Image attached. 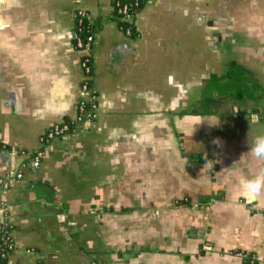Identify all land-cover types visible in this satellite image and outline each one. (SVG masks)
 Here are the masks:
<instances>
[{"label":"crops","instance_id":"0c3cea01","mask_svg":"<svg viewBox=\"0 0 264 264\" xmlns=\"http://www.w3.org/2000/svg\"><path fill=\"white\" fill-rule=\"evenodd\" d=\"M139 1L131 35L114 0H0V179L23 173L0 187L4 264H264V194L242 188L264 168V0ZM78 10L97 117L43 142L88 96Z\"/></svg>","mask_w":264,"mask_h":264},{"label":"built area","instance_id":"2783aa9c","mask_svg":"<svg viewBox=\"0 0 264 264\" xmlns=\"http://www.w3.org/2000/svg\"><path fill=\"white\" fill-rule=\"evenodd\" d=\"M138 6L139 2L134 1L131 3H117V10L122 15L121 19L135 21V18L138 13H130L129 10L132 6ZM76 31L73 34L74 43L76 48L85 51V54L82 58L83 65V80L81 88L85 91L88 96L83 98L77 105V117L74 120L64 121L61 123L54 124L49 130L45 132L42 136V141H51L60 137H68L72 136L78 132L88 130L91 127V124L97 117V98L95 92L92 87L93 81V65H92V49L96 40V33L94 30L93 23L89 19V15L85 10H78L76 15ZM128 34L131 33L130 28L125 30ZM83 33H86V37L84 38ZM41 162V153L33 156V163L35 166H38ZM23 173L21 171H17L3 177L0 179V187L6 189L10 186V184L16 179L22 178ZM264 214V211H263ZM7 226H11L8 219L0 220V247L5 249L8 247L10 252L14 248V242L11 236V229L7 230ZM10 252L2 253L3 257H9ZM243 257H246V254L241 253ZM256 259L253 257L251 259L250 264H255Z\"/></svg>","mask_w":264,"mask_h":264},{"label":"clouds","instance_id":"9594fccd","mask_svg":"<svg viewBox=\"0 0 264 264\" xmlns=\"http://www.w3.org/2000/svg\"><path fill=\"white\" fill-rule=\"evenodd\" d=\"M248 120L250 124L253 123L249 116ZM214 143L222 147V142L219 141V138H217V141H214ZM248 144L250 146L249 152L252 156L258 160H264V135H257L252 140L248 139ZM242 188L243 191L252 198L264 194V168H260L251 178L245 180L242 184Z\"/></svg>","mask_w":264,"mask_h":264},{"label":"trees","instance_id":"16d2710c","mask_svg":"<svg viewBox=\"0 0 264 264\" xmlns=\"http://www.w3.org/2000/svg\"><path fill=\"white\" fill-rule=\"evenodd\" d=\"M134 1H138L139 2V5L136 6H132L129 8L130 13L134 12L135 14L138 13L142 6H143V2L139 1V0H114V5H115V9H114V15L118 18L121 26L123 27L124 30H126L127 28H130L131 30V35H135L136 34V28H135V21H130V20H123L121 19V14L118 12L117 10V3L120 2V3H131V2H134ZM86 33H83V36L84 38L86 37ZM230 73V72H229ZM230 76V75H229ZM10 230L11 229V226H7V230ZM10 252V249H8V247H5V249H2V247H0V264H4L6 261H7V257H3L2 253L4 252ZM244 254H246V257L244 258L246 263L247 264H250L251 263V259L254 257L253 253L252 252H246V251H240Z\"/></svg>","mask_w":264,"mask_h":264}]
</instances>
